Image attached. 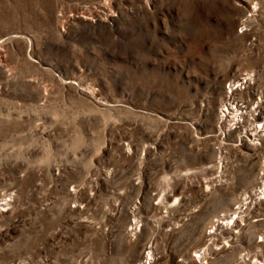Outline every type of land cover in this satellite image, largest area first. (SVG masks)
<instances>
[{
  "label": "rangeland",
  "instance_id": "rangeland-1",
  "mask_svg": "<svg viewBox=\"0 0 264 264\" xmlns=\"http://www.w3.org/2000/svg\"><path fill=\"white\" fill-rule=\"evenodd\" d=\"M263 189L264 0H0V264H264Z\"/></svg>",
  "mask_w": 264,
  "mask_h": 264
},
{
  "label": "built area",
  "instance_id": "built-area-1",
  "mask_svg": "<svg viewBox=\"0 0 264 264\" xmlns=\"http://www.w3.org/2000/svg\"><path fill=\"white\" fill-rule=\"evenodd\" d=\"M255 80L256 75L253 71L245 72L242 76L228 84V92L233 97L236 96L237 93H244L245 91H247V87L250 84L254 83ZM259 100H261V97L257 98V101ZM230 106L232 110V112L230 111L232 127L237 128L243 123L244 117L247 115V101L243 98H237L234 101V104H230ZM224 111L229 113L228 108H226Z\"/></svg>",
  "mask_w": 264,
  "mask_h": 264
},
{
  "label": "bare ground",
  "instance_id": "bare-ground-1",
  "mask_svg": "<svg viewBox=\"0 0 264 264\" xmlns=\"http://www.w3.org/2000/svg\"><path fill=\"white\" fill-rule=\"evenodd\" d=\"M263 192H264V189H263Z\"/></svg>",
  "mask_w": 264,
  "mask_h": 264
}]
</instances>
